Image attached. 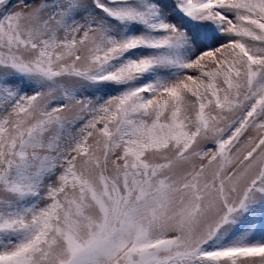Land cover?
<instances>
[{
  "label": "snow or ice",
  "instance_id": "obj_1",
  "mask_svg": "<svg viewBox=\"0 0 264 264\" xmlns=\"http://www.w3.org/2000/svg\"><path fill=\"white\" fill-rule=\"evenodd\" d=\"M0 264H264V0H0Z\"/></svg>",
  "mask_w": 264,
  "mask_h": 264
}]
</instances>
